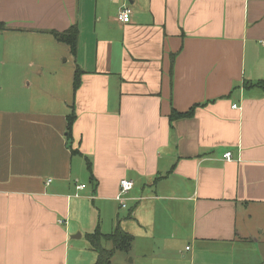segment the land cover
I'll list each match as a JSON object with an SVG mask.
<instances>
[{
    "label": "crops",
    "instance_id": "obj_1",
    "mask_svg": "<svg viewBox=\"0 0 264 264\" xmlns=\"http://www.w3.org/2000/svg\"><path fill=\"white\" fill-rule=\"evenodd\" d=\"M0 27L30 86L1 88L0 264L94 263L74 240L116 223L111 264H264V0H0Z\"/></svg>",
    "mask_w": 264,
    "mask_h": 264
},
{
    "label": "trees",
    "instance_id": "obj_2",
    "mask_svg": "<svg viewBox=\"0 0 264 264\" xmlns=\"http://www.w3.org/2000/svg\"><path fill=\"white\" fill-rule=\"evenodd\" d=\"M0 29H3V28L0 27ZM52 33L54 34L55 39L57 41L69 45L71 51L75 53V50H76V29L75 27H70L69 29L62 31V32L53 31ZM80 74H81V70L77 69L75 71L73 91H75L80 84ZM193 110H194V106L186 112H177V111L172 110L169 118L170 120H173L175 118L187 117L193 113ZM73 121H74V115L70 114L68 117L67 139H70V132H71ZM74 152L75 151H73V153ZM88 168H90V165H88ZM86 237H87V240L89 241L91 248L97 254L96 261L93 264H111V257L114 251L118 250L122 252H128L131 247L132 241H133V236L123 231L121 227L119 226V224H117L114 227L113 231L107 235H103L99 231V228L97 227L92 233L87 234ZM102 239L110 240L112 242L111 249L103 248L101 246L100 241Z\"/></svg>",
    "mask_w": 264,
    "mask_h": 264
},
{
    "label": "rangeland",
    "instance_id": "obj_3",
    "mask_svg": "<svg viewBox=\"0 0 264 264\" xmlns=\"http://www.w3.org/2000/svg\"><path fill=\"white\" fill-rule=\"evenodd\" d=\"M6 42V35L4 36V34H2L0 32V61L2 60L3 56L1 54V50L4 46V43ZM65 58V57H64ZM68 58V56H67ZM71 58L68 59V61L66 62H63V58L61 59L62 63L59 64V67L60 68H69L71 66V61H70ZM22 70V74L24 76H28V77H32V79L34 80L35 77H37L38 75L40 76V73L38 71H36L35 68H23V69H20V71ZM49 70H52L49 68ZM43 73L46 72V69H43L42 71ZM15 72H12V69L8 67V64H2L0 63V96L3 94H1V88H4L2 89V91H5V96L7 95L8 96V99H7V104L8 106H14V100H12L10 98L15 96L16 92H19V91H23V89H29L30 86L26 85V84H23V87L22 85L20 86L19 84H17V81L15 80V84H11L10 83V80L9 79H12L14 81V77H11V76H15ZM20 75V74H18ZM6 81H8V83H6ZM31 88L33 89V85H31ZM90 205V212L92 211V213H94V215L96 217L99 216V213H98V210L96 208V206L93 204H89ZM92 208H94V210H92ZM100 219V217H98V220ZM91 220H93V218L90 219V222ZM88 225V224H86ZM117 225V223L115 224V226ZM99 228V231H100V227ZM101 232V231H100ZM74 242L76 243H79V244H82V243H86V236L83 235L81 238L79 239H76L74 240ZM103 243H105V245H107L109 248L108 249H111L110 246L112 247V242L110 240H108V242L104 241ZM91 253V252H90ZM112 262H114V260H112ZM93 264V263H91Z\"/></svg>",
    "mask_w": 264,
    "mask_h": 264
},
{
    "label": "built area",
    "instance_id": "obj_4",
    "mask_svg": "<svg viewBox=\"0 0 264 264\" xmlns=\"http://www.w3.org/2000/svg\"><path fill=\"white\" fill-rule=\"evenodd\" d=\"M118 19L123 22V23H127L130 21V17H131V10L127 7V6H123L118 10ZM233 107H236V105H233ZM224 157L226 159H230L231 158V151H226L224 153ZM50 181V180H49ZM84 184L78 185L77 188H82L84 187ZM133 187V182L129 179H120L119 181V191L117 192L115 199L119 202L121 207H125L126 203H125V198L124 195L127 194V192L129 190H131Z\"/></svg>",
    "mask_w": 264,
    "mask_h": 264
}]
</instances>
